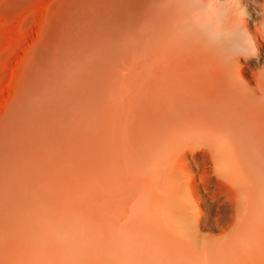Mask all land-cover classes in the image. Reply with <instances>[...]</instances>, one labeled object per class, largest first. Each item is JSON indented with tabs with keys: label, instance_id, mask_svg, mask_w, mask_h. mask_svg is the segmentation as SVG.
<instances>
[{
	"label": "bare ground",
	"instance_id": "1",
	"mask_svg": "<svg viewBox=\"0 0 264 264\" xmlns=\"http://www.w3.org/2000/svg\"><path fill=\"white\" fill-rule=\"evenodd\" d=\"M242 3L259 57L227 69L174 41L165 0L67 2L0 119V155L33 164L35 195L70 169L127 170L165 264H264V30Z\"/></svg>",
	"mask_w": 264,
	"mask_h": 264
},
{
	"label": "rangeland",
	"instance_id": "2",
	"mask_svg": "<svg viewBox=\"0 0 264 264\" xmlns=\"http://www.w3.org/2000/svg\"><path fill=\"white\" fill-rule=\"evenodd\" d=\"M70 1L0 0V119L37 48L56 43ZM7 156L0 155V264H165L157 224L145 217L127 170L70 169L39 196L25 186L33 164Z\"/></svg>",
	"mask_w": 264,
	"mask_h": 264
},
{
	"label": "clouds",
	"instance_id": "3",
	"mask_svg": "<svg viewBox=\"0 0 264 264\" xmlns=\"http://www.w3.org/2000/svg\"><path fill=\"white\" fill-rule=\"evenodd\" d=\"M175 12L172 37L181 45L195 47L213 57L221 66L232 69L239 60L259 57L255 37L247 28L250 18L242 0H165ZM262 19L256 31L264 30V2L252 0ZM264 102V96H258Z\"/></svg>",
	"mask_w": 264,
	"mask_h": 264
}]
</instances>
